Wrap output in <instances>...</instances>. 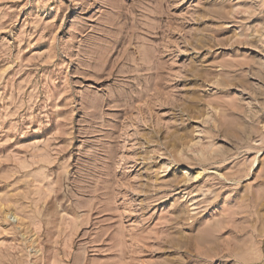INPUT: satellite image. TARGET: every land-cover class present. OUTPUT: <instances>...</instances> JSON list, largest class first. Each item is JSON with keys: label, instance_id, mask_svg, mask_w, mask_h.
<instances>
[{"label": "rangeland", "instance_id": "obj_1", "mask_svg": "<svg viewBox=\"0 0 264 264\" xmlns=\"http://www.w3.org/2000/svg\"><path fill=\"white\" fill-rule=\"evenodd\" d=\"M0 264H264V0H0Z\"/></svg>", "mask_w": 264, "mask_h": 264}, {"label": "bare ground", "instance_id": "obj_2", "mask_svg": "<svg viewBox=\"0 0 264 264\" xmlns=\"http://www.w3.org/2000/svg\"><path fill=\"white\" fill-rule=\"evenodd\" d=\"M209 147V146H208ZM183 173H186V172H183Z\"/></svg>", "mask_w": 264, "mask_h": 264}]
</instances>
